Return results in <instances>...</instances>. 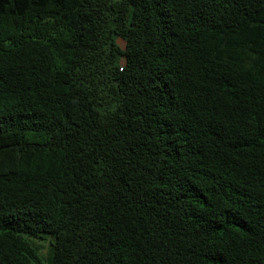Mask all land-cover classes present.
<instances>
[{
	"label": "trees",
	"instance_id": "1",
	"mask_svg": "<svg viewBox=\"0 0 264 264\" xmlns=\"http://www.w3.org/2000/svg\"><path fill=\"white\" fill-rule=\"evenodd\" d=\"M45 237L264 264V0H0V264Z\"/></svg>",
	"mask_w": 264,
	"mask_h": 264
},
{
	"label": "rangeland",
	"instance_id": "2",
	"mask_svg": "<svg viewBox=\"0 0 264 264\" xmlns=\"http://www.w3.org/2000/svg\"><path fill=\"white\" fill-rule=\"evenodd\" d=\"M121 45L123 44L121 43ZM28 240L42 259L43 264H48L51 256L52 239L45 237L42 239L30 238Z\"/></svg>",
	"mask_w": 264,
	"mask_h": 264
}]
</instances>
